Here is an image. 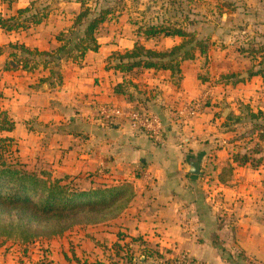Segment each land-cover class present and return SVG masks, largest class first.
Returning a JSON list of instances; mask_svg holds the SVG:
<instances>
[{
	"label": "crops",
	"instance_id": "crops-1",
	"mask_svg": "<svg viewBox=\"0 0 264 264\" xmlns=\"http://www.w3.org/2000/svg\"><path fill=\"white\" fill-rule=\"evenodd\" d=\"M58 6L54 11L31 0L0 4L3 16L26 7L45 14L40 24L26 29L0 28V112L14 125L0 131V138L12 140L17 161L27 168L43 164L52 176L67 177L83 190L130 184L134 197L119 217L93 225L116 227L113 247L139 249L138 258H123L126 264H157L179 253L203 264H263L264 227L251 207L261 190L260 176L252 173L259 170L247 168L250 161L238 165L231 154L221 160L225 146L219 138L226 131L216 120L223 123L232 115L226 116L225 90L216 95L199 80L201 55L182 62L178 72L134 69L125 74L111 66L112 52L121 51L118 40L97 37V51L86 52L80 61L63 58L55 53L64 43L57 38L78 11L71 19ZM163 39L172 45L180 41ZM20 46L51 55L27 59ZM244 73L237 79L230 74L235 84L228 83L242 82ZM191 101L199 102L202 112L188 118L181 110ZM104 105L157 115L160 141L125 116L103 121L97 109ZM191 161L198 162L197 179L188 173ZM232 170L246 176H231Z\"/></svg>",
	"mask_w": 264,
	"mask_h": 264
},
{
	"label": "rangeland",
	"instance_id": "rangeland-1",
	"mask_svg": "<svg viewBox=\"0 0 264 264\" xmlns=\"http://www.w3.org/2000/svg\"><path fill=\"white\" fill-rule=\"evenodd\" d=\"M80 2H84V8L92 14L101 8L111 10L95 36L108 43L118 40L121 51L116 52H124L125 46L134 42L156 50H169L174 46L161 36L145 38L141 29L150 25L181 27L193 32L195 39L208 46L198 63L197 76L209 89L215 90L216 95H220L221 89L225 90V107L229 108L226 116L232 115L223 123L216 120L217 127L226 131L219 138H223L225 146L221 160L225 161L230 154H239L251 160L247 168L259 170L257 175L252 173L260 176L257 185L261 190L256 195V205L251 207L260 213L258 221L264 227V118L249 117V112L257 113L259 107L264 113V0H31L33 4H47L54 11L60 10L58 5L64 6L63 12L71 19L80 11ZM86 22L73 27L67 20L66 26L69 25L61 33L63 40L71 43L77 40ZM111 57L112 66L116 62L114 52ZM244 72L246 80L236 85L228 83L235 84L237 75ZM230 74L235 79L228 78ZM131 78L138 80V76ZM44 168L47 166L32 164L27 169L38 173ZM238 172L232 170L229 174L246 176ZM116 231V227L109 224H79L60 236L27 243H20L15 237L0 236V264H92L97 261L111 264L113 260L124 262L123 258L128 256L138 258L139 249L113 247ZM169 259L166 257L163 261Z\"/></svg>",
	"mask_w": 264,
	"mask_h": 264
},
{
	"label": "trees",
	"instance_id": "trees-1",
	"mask_svg": "<svg viewBox=\"0 0 264 264\" xmlns=\"http://www.w3.org/2000/svg\"><path fill=\"white\" fill-rule=\"evenodd\" d=\"M15 1L0 0V4L9 6ZM84 5V2H80V11L72 24L76 27L87 21L77 40L73 43L65 42L61 33L58 35L57 39L64 43L55 53L63 58L80 61L86 52H95L99 48L95 34L107 20L111 10L101 8L92 14ZM31 9H18L14 16H3L0 13V28L10 32L40 24L45 14L31 12ZM141 32L145 38L178 37L181 41L169 50L145 48L134 42L131 49L122 53L114 52L117 58L115 57L116 62L112 68L125 74L134 69L178 72L182 62L193 59L196 52L205 55L208 50L202 40L195 39L193 32H187L178 26L150 25L141 29ZM19 50L28 55L27 59L51 55L49 52L28 50L23 46ZM52 74L56 73L52 71ZM230 77L232 76H228ZM249 117L264 118V113L249 112ZM13 127V122L0 112V131H11ZM13 147L11 139L0 138V236L15 237L20 243H27L38 238L60 236L79 224L107 223L119 217L134 197L133 188L128 183L83 190L75 187L73 180H68L67 177H54L47 170L38 173L28 170L17 161ZM232 160L238 165L251 161L239 154H233ZM92 264L103 263L97 261ZM157 264L165 262L161 259Z\"/></svg>",
	"mask_w": 264,
	"mask_h": 264
},
{
	"label": "built area",
	"instance_id": "built-area-1",
	"mask_svg": "<svg viewBox=\"0 0 264 264\" xmlns=\"http://www.w3.org/2000/svg\"><path fill=\"white\" fill-rule=\"evenodd\" d=\"M201 111L199 102H189L183 106L181 113L186 117H195ZM98 114L103 121H110L112 118L125 116L131 122V125L143 131L149 138L160 141L162 132V122L157 115L147 113L141 109L121 110L114 106H100L97 109ZM165 264H203L191 259L186 253H179L169 260H164Z\"/></svg>",
	"mask_w": 264,
	"mask_h": 264
},
{
	"label": "water",
	"instance_id": "water-1",
	"mask_svg": "<svg viewBox=\"0 0 264 264\" xmlns=\"http://www.w3.org/2000/svg\"><path fill=\"white\" fill-rule=\"evenodd\" d=\"M246 75L247 74L244 73L241 77H244ZM188 173L190 174L191 178L197 179L198 175L200 174V170H199V167H198V162L191 161L189 163Z\"/></svg>",
	"mask_w": 264,
	"mask_h": 264
}]
</instances>
